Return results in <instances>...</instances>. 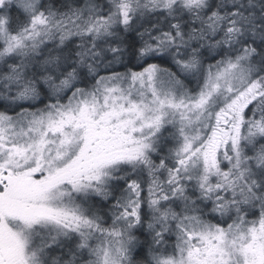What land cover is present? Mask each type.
Segmentation results:
<instances>
[{"label": "snow or ice", "instance_id": "obj_1", "mask_svg": "<svg viewBox=\"0 0 264 264\" xmlns=\"http://www.w3.org/2000/svg\"><path fill=\"white\" fill-rule=\"evenodd\" d=\"M0 264H264V0H0Z\"/></svg>", "mask_w": 264, "mask_h": 264}]
</instances>
